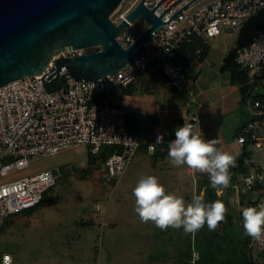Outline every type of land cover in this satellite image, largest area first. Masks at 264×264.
<instances>
[{
    "label": "built area",
    "instance_id": "built-area-1",
    "mask_svg": "<svg viewBox=\"0 0 264 264\" xmlns=\"http://www.w3.org/2000/svg\"><path fill=\"white\" fill-rule=\"evenodd\" d=\"M161 1L146 0L144 5L154 10ZM177 1H164L155 14L161 17ZM192 1L177 3L164 15V22H169ZM140 2L137 0L131 8L122 11L114 22L119 24L126 20ZM263 10L264 0H198L145 44L148 54L118 72L114 78L104 77L97 84L77 82L63 68L61 89L51 91L46 77L55 72L64 59L88 52L67 49L41 76L27 77L0 88V231L17 216L37 208L46 192L62 177V168H56L1 182V178L8 177L11 171L28 168L34 158L52 157L76 147H87L93 156L98 157L104 149L114 148L115 153L101 164L105 183H116L142 147L150 155L166 154L170 141L160 125L154 127L149 138H141L128 130L129 113L127 109L112 104L113 89L129 90L139 75L157 68L176 91L183 92L188 78L185 64L178 63L182 47L194 45L195 39L205 43L224 33L240 31ZM138 36L134 23H131L117 40L128 48ZM194 55L201 58L203 50H196ZM236 63L250 74L264 71V27L255 32L249 46L237 50ZM256 91L257 87L245 101L248 121L237 142L243 147L250 142L256 148L264 149V137L258 132L264 119V102L257 99ZM245 162L247 166L253 164L251 159ZM241 186L246 194L261 193L250 206L264 202V169L249 170L241 178ZM93 210L104 213L100 204H96ZM101 226L109 225L103 223ZM250 247H256L263 255L259 260L264 264V244L251 238ZM194 257L197 259L198 253H194Z\"/></svg>",
    "mask_w": 264,
    "mask_h": 264
},
{
    "label": "rangeland",
    "instance_id": "rangeland-1",
    "mask_svg": "<svg viewBox=\"0 0 264 264\" xmlns=\"http://www.w3.org/2000/svg\"><path fill=\"white\" fill-rule=\"evenodd\" d=\"M136 1L124 0L111 19L117 21L120 13ZM134 26L135 33L140 35L149 28V23L139 17ZM95 51L98 49L89 52ZM256 93L257 96L264 95V85ZM141 156H137L116 183H105L103 166L101 162L98 166L89 162L91 151L87 147L64 150L52 157L34 158L28 168L13 170L8 177L1 178L5 183L62 168V177L46 192L44 201L37 208L17 216L0 232V257L10 253L15 264H82L89 253L86 264H96L93 263L96 255L99 264H219L227 257L230 244L235 242L229 236L242 237L238 232L233 233L239 230L241 218L240 211L231 210L236 200L223 193L217 194L226 209L223 223L233 221L230 230L227 224L221 226L219 223L214 231H210L205 224L206 228L186 234L182 228L161 230L152 222L144 223L134 210L133 188L143 176H157L162 167L156 173L149 165L138 166ZM184 177L183 186L177 187L170 178L159 180L168 192L182 197L185 203L190 202L193 195H202L206 202H212L207 200L204 190L197 189L201 179L193 180L190 175ZM183 191L186 194L183 195ZM246 196L249 199L252 194ZM96 204L101 205L104 213L93 210ZM103 223L110 226L102 227ZM194 253H198L197 259ZM167 254L174 262L167 261ZM201 254L204 261L198 263ZM161 255L166 257L164 262L157 260ZM251 255L253 258L260 255L256 247ZM212 256L217 262H210Z\"/></svg>",
    "mask_w": 264,
    "mask_h": 264
},
{
    "label": "water",
    "instance_id": "water-1",
    "mask_svg": "<svg viewBox=\"0 0 264 264\" xmlns=\"http://www.w3.org/2000/svg\"><path fill=\"white\" fill-rule=\"evenodd\" d=\"M123 1L0 0V88L27 77L41 76L67 49L88 52L64 59L46 77L51 91L61 89L63 68L77 82L97 84L104 77L114 78L148 54L145 44L198 0L178 11L169 22H164V15L181 0L161 17L155 12L166 0L154 10L144 5L146 0H141L126 20L116 24L111 16ZM139 17L150 26L125 48L117 39ZM93 49L98 51L89 52Z\"/></svg>",
    "mask_w": 264,
    "mask_h": 264
},
{
    "label": "crops",
    "instance_id": "crops-1",
    "mask_svg": "<svg viewBox=\"0 0 264 264\" xmlns=\"http://www.w3.org/2000/svg\"><path fill=\"white\" fill-rule=\"evenodd\" d=\"M239 35L240 31L227 32L205 43L195 39L194 45L191 46L193 52L185 54L187 57L183 56L188 78L187 88L183 92L176 91L157 68L139 75L129 90L113 89L111 102L115 106L127 109L129 129H137V136L149 138L150 135L145 136L143 132L151 128L153 121H157L165 134L171 137L175 134L178 126L191 124L202 139H216L218 148L234 154L236 159L241 157L244 147L238 144L237 138L248 121V116L241 85L232 78L231 73L224 71L226 59L237 48ZM198 49L203 50V55L199 59L194 55ZM250 78L251 83L257 87V91L261 85H264V71L253 72L250 74ZM261 97H263L261 101L264 102V95ZM258 132L264 137V119L261 121ZM249 150L253 168L264 169V149L256 148L251 144ZM137 156H141L137 162L138 166L149 165L151 170L154 169L156 173L161 166V172L156 174L157 177L161 180L172 179L175 187L183 186L186 175L192 176L193 180L203 179L207 176V173L190 169L186 165L180 167L172 165L168 156L150 155L145 147L139 150ZM178 182L181 184L179 185ZM182 194H186V191H183ZM260 194V192L253 193L249 199L244 195V198L234 205L237 210L235 211L238 212L249 206ZM234 221L236 222V220ZM220 223L221 226L227 224L229 227L233 221L227 220L226 223L223 221ZM238 224L240 226L241 219L238 220ZM5 254L11 255L4 253L0 258ZM89 256V253L84 256L82 264L87 263ZM151 256L156 258L155 255ZM157 258L159 262H164L166 259L162 255ZM168 260L174 262L173 257L167 254ZM98 262L99 256L96 255L93 263L99 264Z\"/></svg>",
    "mask_w": 264,
    "mask_h": 264
},
{
    "label": "clouds",
    "instance_id": "clouds-1",
    "mask_svg": "<svg viewBox=\"0 0 264 264\" xmlns=\"http://www.w3.org/2000/svg\"><path fill=\"white\" fill-rule=\"evenodd\" d=\"M170 163L176 167L207 173L210 187L226 189L230 185V168L236 166V156L216 146V139L206 140L194 131L191 124L178 126L175 139L170 141L167 152ZM135 212L144 223L152 222L161 229L169 227L195 233L207 225L214 231L224 220L225 205L217 200L206 202L202 195H193L185 203L182 197L166 191L155 175H145L133 188ZM244 235L264 244V202L241 210ZM0 264H12V257L5 254Z\"/></svg>",
    "mask_w": 264,
    "mask_h": 264
},
{
    "label": "trees",
    "instance_id": "trees-1",
    "mask_svg": "<svg viewBox=\"0 0 264 264\" xmlns=\"http://www.w3.org/2000/svg\"><path fill=\"white\" fill-rule=\"evenodd\" d=\"M263 27H264V10L262 12H260L256 17L252 18L240 30V35H239L238 42H237V48L228 56V58L225 61L224 71L231 73L232 78L241 85L242 93L244 96V102L246 101L248 95L252 91H254V88L256 86H255V84L251 83L250 72L240 69L239 66L237 65V63H236V52L238 49L249 46L253 42L255 32L257 30L263 28ZM192 52H193V48L191 47V45L183 46L182 49L180 50L179 54H178V63L184 64L185 61L183 60V56L187 53L191 54ZM185 56L187 57V55H185ZM262 98L263 97H261V96H257V99L262 100ZM147 121H149V120H147ZM127 125L129 126L128 119H127ZM157 125H159V123L157 121H153L151 128L145 130V132H143V135H145V136L151 135L154 127ZM242 129H241V131H242ZM128 130L131 133L137 135V131H138L137 129L131 130L128 127ZM241 131H240V134H241ZM166 138L169 141H172L175 139V134L171 137L167 136ZM250 145H251L250 142H247L244 145L243 155L241 157H239L238 159H236V166L234 168H230L231 181H230V185L228 188L220 189V190H216V189L211 188L208 175L205 178L201 179V181L198 185V189H199V191L204 190L205 196L207 197L208 201L209 200L217 201L218 200L217 199L218 193H223L228 198H230V197L234 198L237 203L239 201H241L242 198H244V195L245 196L249 195V194H246L244 192V190L241 186V178L243 176L247 175L249 173V170L256 169V168H253V165L247 166L246 162H245L246 159H251V151L249 150ZM115 151L116 150L114 148H106L103 150L101 155L98 157L92 156V154H91V158L89 159V162L93 165H97L99 162L106 161L110 156H112L115 153ZM163 156H167V153L163 154ZM43 201H44V199H43ZM251 204H249V206ZM231 206L232 205H230L229 208H231ZM234 209L236 210V208L233 206L231 210H234ZM240 214H241V210H240ZM240 219H241L240 228H239V230H236L233 233L238 232L239 236H242V237L238 238V236H236L233 238L232 236H229L235 242H233L234 243L233 245L230 244V246H232V247L229 249L227 257H225L219 264H263L259 260V257H262L263 255L258 256V257H254V258L252 257L251 254H252L253 249L250 247L251 238L246 237L244 235V230H243V226H242V216ZM6 227H7V225L2 230H4ZM204 228H206V225L204 226ZM228 229L229 230L231 229L230 226L228 227ZM2 230L0 232H2ZM228 235H230V234H228ZM238 239L240 240V242H236V240H238ZM202 258L203 257L201 254V258L198 261V263H202V261H204V260H202ZM209 260H210V262L211 261L217 262L216 257L214 258V256L210 257ZM207 264H208V262H207Z\"/></svg>",
    "mask_w": 264,
    "mask_h": 264
}]
</instances>
